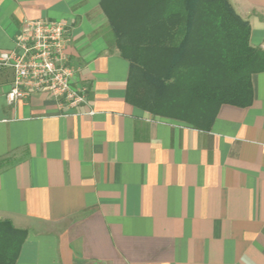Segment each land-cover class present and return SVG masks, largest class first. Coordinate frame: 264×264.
I'll return each mask as SVG.
<instances>
[{"label": "crops", "instance_id": "crops-1", "mask_svg": "<svg viewBox=\"0 0 264 264\" xmlns=\"http://www.w3.org/2000/svg\"><path fill=\"white\" fill-rule=\"evenodd\" d=\"M101 0H0V53L26 21L63 22L86 104L46 93L8 102L0 69V222L26 238L15 264H264V72L252 104L209 130L125 100ZM264 52V0H228ZM92 112V114H89Z\"/></svg>", "mask_w": 264, "mask_h": 264}, {"label": "trees", "instance_id": "trees-1", "mask_svg": "<svg viewBox=\"0 0 264 264\" xmlns=\"http://www.w3.org/2000/svg\"><path fill=\"white\" fill-rule=\"evenodd\" d=\"M120 56L125 100L154 116L210 129L221 105L252 104L264 52L228 0H101ZM26 232L0 222V264H15Z\"/></svg>", "mask_w": 264, "mask_h": 264}, {"label": "built area", "instance_id": "built-area-1", "mask_svg": "<svg viewBox=\"0 0 264 264\" xmlns=\"http://www.w3.org/2000/svg\"><path fill=\"white\" fill-rule=\"evenodd\" d=\"M65 27L55 20L26 21L15 48L0 53V69L12 72L8 102L43 92L60 102V108L71 110L86 104V88L76 83V71L67 64Z\"/></svg>", "mask_w": 264, "mask_h": 264}]
</instances>
